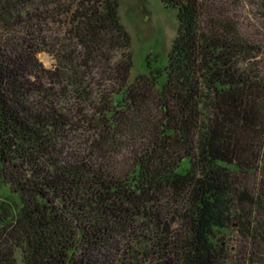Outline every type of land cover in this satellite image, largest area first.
<instances>
[{
  "label": "trees",
  "instance_id": "1",
  "mask_svg": "<svg viewBox=\"0 0 264 264\" xmlns=\"http://www.w3.org/2000/svg\"><path fill=\"white\" fill-rule=\"evenodd\" d=\"M162 2L131 81L119 0H0V264H264V0Z\"/></svg>",
  "mask_w": 264,
  "mask_h": 264
},
{
  "label": "rangeland",
  "instance_id": "2",
  "mask_svg": "<svg viewBox=\"0 0 264 264\" xmlns=\"http://www.w3.org/2000/svg\"><path fill=\"white\" fill-rule=\"evenodd\" d=\"M119 3L121 20L132 37V81L137 75L150 71L149 63L160 68L168 64L178 31V9L166 6L162 0H119ZM39 57L46 66H52L55 62L53 55L46 51H42ZM15 201H20L19 195L0 178V203L8 207ZM17 258L19 264H26L20 251L17 252Z\"/></svg>",
  "mask_w": 264,
  "mask_h": 264
},
{
  "label": "water",
  "instance_id": "3",
  "mask_svg": "<svg viewBox=\"0 0 264 264\" xmlns=\"http://www.w3.org/2000/svg\"><path fill=\"white\" fill-rule=\"evenodd\" d=\"M1 221H2V220H1V216H0V225H1Z\"/></svg>",
  "mask_w": 264,
  "mask_h": 264
}]
</instances>
